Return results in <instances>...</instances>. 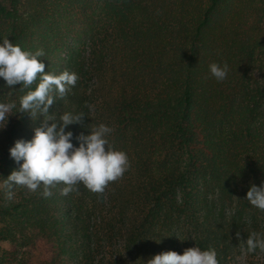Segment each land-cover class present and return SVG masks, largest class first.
<instances>
[{"label": "trees", "instance_id": "trees-1", "mask_svg": "<svg viewBox=\"0 0 264 264\" xmlns=\"http://www.w3.org/2000/svg\"><path fill=\"white\" fill-rule=\"evenodd\" d=\"M3 36L42 49L45 71L77 74L49 112L82 113L74 137L110 127L129 167L102 193L0 187V264L41 247L43 264H146L193 245L218 264L264 259L243 243L264 239V210L244 200L264 180V0H0ZM212 62L228 66L222 81ZM26 91L0 78V103L17 105L0 129V185L18 167L8 148L42 120L19 113Z\"/></svg>", "mask_w": 264, "mask_h": 264}, {"label": "clouds", "instance_id": "clouds-1", "mask_svg": "<svg viewBox=\"0 0 264 264\" xmlns=\"http://www.w3.org/2000/svg\"><path fill=\"white\" fill-rule=\"evenodd\" d=\"M7 37H0V78L10 90L17 84L27 89L19 98V113H27L31 120H35L39 113L42 120L32 129L30 139H16L8 148L10 158L18 167L8 174L0 187L7 190L9 198L14 185L25 186L30 191L43 186L42 195L45 197L51 195L49 189L57 183L63 184L61 195L74 191L77 184L102 193L109 182L120 178L129 167L127 154L109 146L107 136L112 129L100 123L75 137L71 130H66L69 125L81 124L85 116L65 111L57 117L49 112V107L54 103L53 92L57 97H63L75 85L77 74L68 69L59 73L45 71L42 49L24 50ZM208 69L212 77L222 81L228 66L212 62ZM15 108L14 103H0V129ZM244 200L264 210V180L259 186L250 183ZM243 243L249 253L264 249V239L255 231L249 233ZM146 264H218V260L214 248L202 250L193 245L181 253L167 250L154 254Z\"/></svg>", "mask_w": 264, "mask_h": 264}, {"label": "rangeland", "instance_id": "rangeland-1", "mask_svg": "<svg viewBox=\"0 0 264 264\" xmlns=\"http://www.w3.org/2000/svg\"><path fill=\"white\" fill-rule=\"evenodd\" d=\"M9 249L10 246L6 242L0 240V254ZM19 254L25 259L24 264H43L48 254V249L41 247L34 250H23ZM225 264H264L263 251L260 250V252L255 253L253 257H248L244 251L240 250L233 259L228 260Z\"/></svg>", "mask_w": 264, "mask_h": 264}]
</instances>
